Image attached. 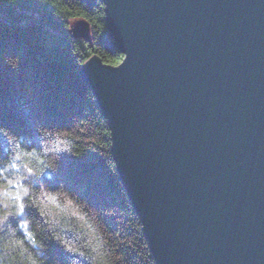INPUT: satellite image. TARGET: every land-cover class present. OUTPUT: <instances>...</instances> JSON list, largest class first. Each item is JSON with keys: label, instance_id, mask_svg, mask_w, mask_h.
<instances>
[{"label": "water", "instance_id": "water-1", "mask_svg": "<svg viewBox=\"0 0 264 264\" xmlns=\"http://www.w3.org/2000/svg\"><path fill=\"white\" fill-rule=\"evenodd\" d=\"M103 1L80 72L158 264H264V0Z\"/></svg>", "mask_w": 264, "mask_h": 264}, {"label": "trees", "instance_id": "trees-1", "mask_svg": "<svg viewBox=\"0 0 264 264\" xmlns=\"http://www.w3.org/2000/svg\"><path fill=\"white\" fill-rule=\"evenodd\" d=\"M105 7L0 0V264H158L80 72L123 59ZM80 17L89 40L70 31Z\"/></svg>", "mask_w": 264, "mask_h": 264}, {"label": "snow or ice", "instance_id": "snow-or-ice-1", "mask_svg": "<svg viewBox=\"0 0 264 264\" xmlns=\"http://www.w3.org/2000/svg\"><path fill=\"white\" fill-rule=\"evenodd\" d=\"M31 171H32V169L29 168V172H31ZM49 199H52V197H49ZM20 210H21V212L24 211V206H23V204H21V206H20ZM24 227H27V226L25 225Z\"/></svg>", "mask_w": 264, "mask_h": 264}]
</instances>
